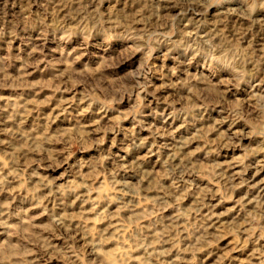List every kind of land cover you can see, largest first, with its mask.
I'll return each instance as SVG.
<instances>
[{
    "label": "rangeland",
    "instance_id": "obj_1",
    "mask_svg": "<svg viewBox=\"0 0 264 264\" xmlns=\"http://www.w3.org/2000/svg\"><path fill=\"white\" fill-rule=\"evenodd\" d=\"M0 264H264V0H0Z\"/></svg>",
    "mask_w": 264,
    "mask_h": 264
}]
</instances>
